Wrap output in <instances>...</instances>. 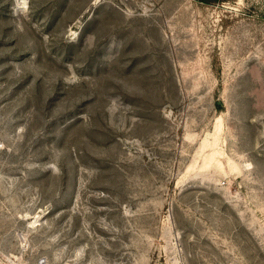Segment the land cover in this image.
<instances>
[{
  "label": "rangeland",
  "instance_id": "rangeland-1",
  "mask_svg": "<svg viewBox=\"0 0 264 264\" xmlns=\"http://www.w3.org/2000/svg\"><path fill=\"white\" fill-rule=\"evenodd\" d=\"M0 264H264V0H0Z\"/></svg>",
  "mask_w": 264,
  "mask_h": 264
},
{
  "label": "trees",
  "instance_id": "trees-1",
  "mask_svg": "<svg viewBox=\"0 0 264 264\" xmlns=\"http://www.w3.org/2000/svg\"><path fill=\"white\" fill-rule=\"evenodd\" d=\"M199 1H203V2H209L210 0H199Z\"/></svg>",
  "mask_w": 264,
  "mask_h": 264
}]
</instances>
